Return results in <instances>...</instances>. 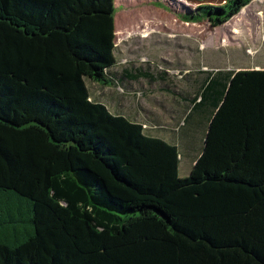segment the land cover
<instances>
[{"label":"trees","instance_id":"16d2710c","mask_svg":"<svg viewBox=\"0 0 264 264\" xmlns=\"http://www.w3.org/2000/svg\"><path fill=\"white\" fill-rule=\"evenodd\" d=\"M196 1L185 22L212 27L253 2ZM116 13L115 0H0V264H264V71H227L215 99L193 98L207 131L181 178L159 124L87 86L139 99L169 72L116 69Z\"/></svg>","mask_w":264,"mask_h":264},{"label":"rangeland","instance_id":"374dc122","mask_svg":"<svg viewBox=\"0 0 264 264\" xmlns=\"http://www.w3.org/2000/svg\"><path fill=\"white\" fill-rule=\"evenodd\" d=\"M115 1L116 56L119 63L116 69L131 64L134 68L148 69L154 76H160L161 70H168L166 74L170 80L165 82L157 78L156 83L150 85L147 81L142 88L139 87L143 95L139 99L130 100L124 86L114 90L113 87L111 89L86 78L92 98L97 96L99 101L110 105L112 111L126 115L131 112H128V106L134 104L139 111L137 105H145L146 102L151 104L149 110L156 109L161 113L169 110L163 105H171L174 95L161 90L168 87L174 93L180 91L182 84L174 78L186 69L196 70L199 77L203 68L232 71L254 63L264 65V0H253L240 14L220 27H212L208 21L185 22L189 19L183 15L194 12L199 6L196 0ZM207 3L220 5L225 1L213 0ZM146 113L144 118L147 120L151 115ZM182 122L183 119L178 120L177 124ZM201 131V127L193 123L184 131V143L180 149L181 178L188 177L194 167V151L188 147L191 145L192 150L197 147L189 136L190 132L196 136Z\"/></svg>","mask_w":264,"mask_h":264},{"label":"crops","instance_id":"0c3cea01","mask_svg":"<svg viewBox=\"0 0 264 264\" xmlns=\"http://www.w3.org/2000/svg\"><path fill=\"white\" fill-rule=\"evenodd\" d=\"M262 35H264V32ZM240 70H256L258 72H262L264 71V65L254 63L253 65L242 67L236 69L235 71H240ZM195 71L186 69L184 70L182 77L180 76V78H176V77L174 78L178 82H181L182 87L180 92H182L185 97L180 95H175L172 89L168 87L163 88L161 90L162 92L169 93L171 96L172 95L177 96L176 98H174L171 105L165 106L161 103V105L169 108V110L162 113L156 111V109L149 110L151 109L150 107L151 104L149 102H146L145 105L142 104L137 105L139 111L135 108L134 104L131 107L128 106V112L129 111L131 112H129V114L126 113V115H128L132 120H136L142 124H150V123L159 124L160 128H158L157 130H152V131L150 130L151 134L156 137L162 138L170 143L176 144L177 146H179L180 149L184 143L183 141L184 132L181 133L176 132L179 126H181V124L183 123L182 122L177 124L178 120L183 119L184 121V119L188 117V120H191V122H193L195 126L199 125V127H201L202 129L201 133H198V135L195 136L193 133L190 132L189 135L191 140L197 143L194 144L197 147L195 150H192L191 145L190 147H188L189 150L194 151V153L192 154L194 163L197 161V159L202 153V149L205 141V135L207 131L206 128L207 126L204 125L203 122H207L208 118L203 119L202 115L198 114L197 116L196 112L195 113H193L194 111L192 112V107L194 105L192 100L199 93L200 89L202 90L206 89L205 91H210L211 100L215 99V97L220 93L219 88L224 87L228 79V75L225 73L227 71H224L225 74H222L223 72L221 69L203 68L202 70H200L204 72L203 76L202 73H200L199 77H197ZM162 78L166 80L165 82L170 80L167 74L162 75ZM130 93H131L129 94L130 100L135 99L134 97L135 94H133V91ZM147 98L149 99L148 96ZM153 110H155V112H153ZM144 113L149 114L151 116H149V118L146 120V118H144ZM164 114H166V116ZM136 115L138 116L137 119L135 118ZM187 126L188 125L183 126L181 130L184 131V129Z\"/></svg>","mask_w":264,"mask_h":264}]
</instances>
